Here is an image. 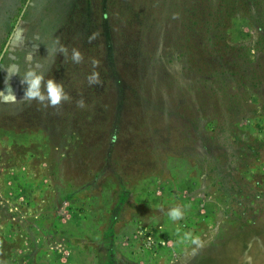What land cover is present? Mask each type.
Segmentation results:
<instances>
[{"label": "rangeland", "instance_id": "obj_1", "mask_svg": "<svg viewBox=\"0 0 264 264\" xmlns=\"http://www.w3.org/2000/svg\"><path fill=\"white\" fill-rule=\"evenodd\" d=\"M36 65L70 102L23 101L15 73ZM249 258L264 264V0H0V264Z\"/></svg>", "mask_w": 264, "mask_h": 264}, {"label": "clouds", "instance_id": "obj_2", "mask_svg": "<svg viewBox=\"0 0 264 264\" xmlns=\"http://www.w3.org/2000/svg\"><path fill=\"white\" fill-rule=\"evenodd\" d=\"M95 39V35L89 37V42ZM56 45H59L55 49V52L64 56L65 59L69 58V53L67 47L60 44L59 39L54 42ZM49 54H54L46 48ZM70 59L75 64H80L84 61L83 54L76 48L71 50ZM93 68L98 67V62L92 60ZM20 77V83L24 86L23 90V101L31 103L35 101L36 103L42 105L45 108H54L58 109L66 102L71 101V96L65 91L62 83L57 82L54 78L45 77L44 71L41 70L40 65L35 67L27 68L21 75L19 72L15 73ZM87 82L89 85H98L101 83L99 72L93 71L90 75L87 76ZM12 95L15 98V93L12 91ZM77 106L83 108L85 103L83 99L78 100ZM166 215L168 218L177 222L184 218L185 210L182 206H174L168 209ZM177 234L180 236V243H190L195 246V248H200L203 246L201 238L198 235H194L192 232H183L180 233V230L177 229ZM250 264V258H249Z\"/></svg>", "mask_w": 264, "mask_h": 264}]
</instances>
